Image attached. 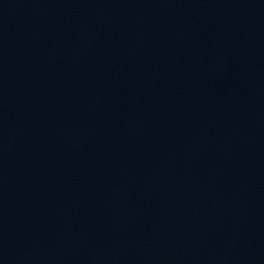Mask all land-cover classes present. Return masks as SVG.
I'll use <instances>...</instances> for the list:
<instances>
[{"label":"water","instance_id":"obj_1","mask_svg":"<svg viewBox=\"0 0 264 264\" xmlns=\"http://www.w3.org/2000/svg\"><path fill=\"white\" fill-rule=\"evenodd\" d=\"M0 264H264V0H0Z\"/></svg>","mask_w":264,"mask_h":264}]
</instances>
